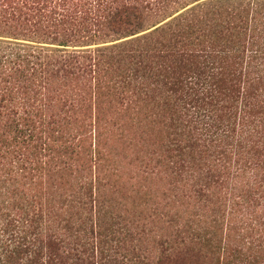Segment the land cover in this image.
Returning <instances> with one entry per match:
<instances>
[{
    "label": "trees",
    "instance_id": "trees-1",
    "mask_svg": "<svg viewBox=\"0 0 264 264\" xmlns=\"http://www.w3.org/2000/svg\"><path fill=\"white\" fill-rule=\"evenodd\" d=\"M3 1L12 8L10 15L0 10L6 25L10 19L27 27L61 25L71 32L65 30L66 37L85 21L83 30L94 24L69 6L58 12L53 0ZM125 9L110 16L115 29L128 30L139 17L138 8ZM154 33L163 38L154 46L146 42L119 51H127L129 59L122 64V83L133 84L131 94L124 87L116 93L128 99L124 139L95 138L75 183L58 168L66 166L58 153H71L69 146L58 152L51 142L36 138L32 112L20 122L14 118L18 112L9 111L13 118L5 127L23 137L11 139L22 140L28 152L18 155L7 148L0 154V264H130L114 256L116 247L105 248L101 238L90 241L88 233L118 232L103 220L121 203L114 193L127 200L134 191L135 200L147 201L164 182L171 209L166 237L159 236L161 251L146 254L144 237H137L132 264H264V0L198 3ZM40 46L16 58L32 68L42 66L38 52L49 48ZM60 51V70L66 64L84 68L91 60L84 50ZM7 56L0 45V67L13 68L10 63L17 61ZM45 65L52 66L49 59ZM127 149L142 177L132 174L130 185ZM56 167L61 175L53 178ZM191 196L198 203L193 210L188 209ZM94 207L96 228L80 223L73 244L58 233L72 230L74 216L90 220L88 210ZM148 209L143 217L155 211Z\"/></svg>",
    "mask_w": 264,
    "mask_h": 264
},
{
    "label": "rangeland",
    "instance_id": "rangeland-1",
    "mask_svg": "<svg viewBox=\"0 0 264 264\" xmlns=\"http://www.w3.org/2000/svg\"><path fill=\"white\" fill-rule=\"evenodd\" d=\"M53 1L51 3L53 6L57 2V7L54 9L58 12L62 11L63 7L66 9L69 6L71 11H75L74 14H80V12H83L81 15L84 16L88 14L87 17L94 24L92 29L86 31V29L83 30L88 24L85 21L78 26L77 31H74V36L64 37L66 29H62L61 25L57 28L42 27L39 24L27 27L17 19L14 21L7 19L9 24L6 25V22L3 21L4 17L2 18V22L0 21V45L3 46V51L9 55L7 57L17 62L10 63L11 66H14L13 68L0 67V154L6 152L7 148L16 150L19 152L18 155L21 152H28L25 144L21 143L22 140L16 142L11 139L23 137L14 136L13 131L11 133L7 131L5 125L7 126L12 121L13 117L9 113L11 109L18 112L15 113L14 118L20 122H24L23 117L32 112L31 116L37 126L36 138L51 142L58 152L63 145L69 146L68 149L71 150V153H58L61 159L66 161V166L62 163L58 168L62 169L61 171L75 183L80 172L84 173L81 163L88 154L93 152L95 138L108 136L109 140L117 142L124 139L120 135L123 131L122 124L127 118L128 99L122 100L117 97L116 93L123 90L124 87L126 91H129L126 94H131L133 84L124 86L122 83L121 74L124 72L122 64L124 61L128 62L129 59L124 56L127 51L120 53V49L127 45L135 49L140 45L146 46L148 43L154 46L156 39H163L159 33H154L156 28H166V22H170L189 7L210 0H71L75 4H66L61 0ZM21 4L22 2H20ZM129 7L138 8L139 17L133 19L134 24L128 30L125 27L115 29L109 23L110 16L117 8ZM2 9L9 15L12 13V8L0 0V10ZM66 32L71 33L69 30ZM78 35H83V37ZM60 40H64L69 45H60ZM40 45L49 48L47 52L45 50L38 52L37 56L40 57L38 59L42 66L38 65L32 68L23 59L16 58L21 57L19 52L21 55L30 54L32 52L29 50L33 51L35 46ZM159 47L163 49L162 46ZM12 50H14V54L10 53ZM60 50L71 52L84 50L91 55V60L89 63L85 62L84 68L66 64L60 70L57 65L63 63V58L59 57L62 53ZM45 55L47 56L46 60ZM111 56H114V61L111 60ZM115 58H123V61L116 63ZM47 59L50 60L52 66L45 65ZM149 59L152 61V57ZM130 60L135 62L133 58ZM30 65L32 64L30 63ZM130 153L131 150L127 149L126 180L129 185L132 174L139 179L142 178L138 175L137 166L135 167L129 161ZM21 156H24L23 153ZM58 168L54 173L52 172L53 178H58L61 175ZM156 187L158 185H153L154 189ZM159 187L161 190L155 192L151 200L147 201L135 200L136 193L134 191H130L133 198L127 200L114 193L121 203L116 204L115 209L103 220L105 219L108 226L113 224L118 232L111 234L107 230H103L100 235L97 232H89L88 239L91 241L101 238L105 248H117L119 252L114 255L115 257L128 260L130 264L133 263V248L137 237H144V252L146 254L152 257L158 255L161 251L159 236L166 237V220L169 217V214L166 213L171 209V204H166L168 200L166 193H169V191L166 192V182L160 184ZM109 189L112 190V188ZM219 190L223 192L225 188L221 187ZM190 193L192 190L186 192V194ZM189 202H191L188 205L189 210L194 209L193 204H198L194 196L190 197ZM126 207L129 208L128 211ZM154 207L153 214L142 216L143 210ZM182 208L184 209L185 206ZM95 212L96 207L92 211L88 210V215L93 220L74 216L72 230H69L67 234L63 233L64 230H59L58 233L67 236L73 244L77 238L80 223L86 221L88 230L92 225L96 228ZM111 215L113 217H110ZM83 216L86 217L85 214ZM116 239L119 240V243ZM110 250L108 253L112 255L113 250Z\"/></svg>",
    "mask_w": 264,
    "mask_h": 264
}]
</instances>
